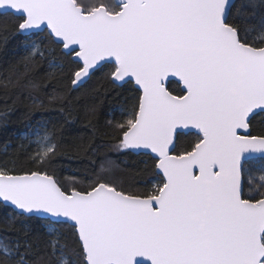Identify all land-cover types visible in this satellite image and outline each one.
<instances>
[{
  "label": "snow or ice",
  "instance_id": "1",
  "mask_svg": "<svg viewBox=\"0 0 264 264\" xmlns=\"http://www.w3.org/2000/svg\"><path fill=\"white\" fill-rule=\"evenodd\" d=\"M0 53L38 166L0 163V264H264V0H0ZM109 97L126 119L100 125ZM101 129L133 167L68 190Z\"/></svg>",
  "mask_w": 264,
  "mask_h": 264
},
{
  "label": "trees",
  "instance_id": "2",
  "mask_svg": "<svg viewBox=\"0 0 264 264\" xmlns=\"http://www.w3.org/2000/svg\"><path fill=\"white\" fill-rule=\"evenodd\" d=\"M86 4H92L96 0H82ZM110 2L114 3L113 0ZM14 51V44L9 43L7 55L10 58ZM3 54L0 53V58ZM2 59H0V78H2ZM51 84V82H47ZM168 89L173 92L174 95H181L180 84L175 81L168 82ZM41 87H47L44 81H41ZM47 90L50 92L51 87ZM47 101V96L39 97ZM15 101V103H13ZM33 101L28 97L27 92L17 93L15 90H11L7 99L4 98L3 91L0 90V163L4 161L16 160L15 167H23L26 170H38V166H34L25 161L23 156L18 159L16 153L20 145H27L28 141L22 139L25 133L29 131V117H26L29 105ZM116 104V100L109 97L104 99L98 111V118L100 125L105 124L108 120L114 122H123L126 117L121 116L118 112L113 113L112 108ZM33 123L36 120L41 119L40 113L34 112ZM76 128L85 131L87 129V121L80 119L76 123ZM103 129L101 134L97 135L96 138L91 142V147L87 150L68 152L58 162L61 165L62 170L59 175L63 181H65V187L70 190L73 186L77 187V190H82L86 183L83 182L84 177H95L97 175H103L106 178L112 175H120L127 172L133 167L131 159L118 155L112 147L115 141L109 140V138L103 135ZM253 135L257 134L255 131ZM73 135H76L74 132ZM83 145L87 148L89 145V139L87 134L84 135L82 141ZM195 137L191 135L181 136L177 142V148L173 154H178L183 150V146L187 143H194ZM127 160V163L125 161ZM10 168L13 167L12 163L8 165ZM72 178L77 180V184L71 183ZM258 190L252 187H246V195H254ZM75 260V257H72Z\"/></svg>",
  "mask_w": 264,
  "mask_h": 264
},
{
  "label": "water",
  "instance_id": "3",
  "mask_svg": "<svg viewBox=\"0 0 264 264\" xmlns=\"http://www.w3.org/2000/svg\"><path fill=\"white\" fill-rule=\"evenodd\" d=\"M114 1V3L115 2H117V0H113ZM171 81H175L177 84H180L179 82H178V78H175V77H173V78H171ZM168 82H166V87H168ZM180 87L182 88L183 87V85L182 84H180ZM183 94V93H182ZM181 94V95H182ZM242 131V134H243V130H241Z\"/></svg>",
  "mask_w": 264,
  "mask_h": 264
},
{
  "label": "rangeland",
  "instance_id": "4",
  "mask_svg": "<svg viewBox=\"0 0 264 264\" xmlns=\"http://www.w3.org/2000/svg\"><path fill=\"white\" fill-rule=\"evenodd\" d=\"M114 150V149H113ZM115 151V150H114Z\"/></svg>",
  "mask_w": 264,
  "mask_h": 264
}]
</instances>
